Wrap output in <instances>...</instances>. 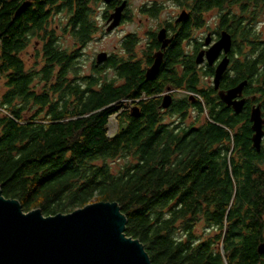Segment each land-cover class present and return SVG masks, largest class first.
Instances as JSON below:
<instances>
[{"label": "trees", "instance_id": "1", "mask_svg": "<svg viewBox=\"0 0 264 264\" xmlns=\"http://www.w3.org/2000/svg\"><path fill=\"white\" fill-rule=\"evenodd\" d=\"M100 1L31 0L18 16L23 0H0L4 195L44 215L117 201L128 217L127 234L144 243L154 264H264L258 249L264 242V145L260 152L251 146L248 122L238 127L251 119L255 103L264 110V38L257 31L264 0L179 1L198 15L219 10L222 26L239 38L240 55L237 76L225 75L221 88L248 80L256 98L236 114L214 87L201 90L197 77L186 76L198 102L189 95L179 101L169 110L179 116L172 123L164 121L156 95L178 79L173 61L151 81L139 64L126 62L114 64L118 77L79 76V51L62 49L54 30L44 27L51 12H66L67 26L84 46L97 32L92 5ZM35 36L44 41V63L27 67L19 53ZM127 99L139 100V117L125 108ZM191 108L198 111L193 120ZM113 115L119 125L110 136ZM202 223L205 234L198 232Z\"/></svg>", "mask_w": 264, "mask_h": 264}, {"label": "water", "instance_id": "2", "mask_svg": "<svg viewBox=\"0 0 264 264\" xmlns=\"http://www.w3.org/2000/svg\"><path fill=\"white\" fill-rule=\"evenodd\" d=\"M107 4L114 0H104ZM31 2L24 1L17 14H24ZM127 2L118 6L109 17L108 31L120 23ZM183 12L178 21L188 18ZM165 30L159 39H165ZM212 45L211 35L207 38L209 49L198 55L197 62L208 61L214 65L224 51L225 57L215 70L214 89L219 91L220 99L232 107L236 113H242L247 100L239 99L248 85V80L240 82L229 89H220L222 79L231 63L229 54L232 51L233 36L226 30ZM168 39L164 49L170 44ZM109 59L108 52L98 54L96 63L103 64ZM163 53L155 54L154 63L147 69L146 80H154L161 71ZM168 94L164 98V108H169L173 99ZM262 104L252 107L253 147L262 150L264 138V112ZM141 108L135 105L131 114L139 117ZM18 199L8 198L0 184V264H154L144 243L126 232L128 217L122 211L119 202L95 201L77 208L69 213L44 215L41 208L26 212ZM264 253V242L258 248Z\"/></svg>", "mask_w": 264, "mask_h": 264}, {"label": "flooded vegetation", "instance_id": "3", "mask_svg": "<svg viewBox=\"0 0 264 264\" xmlns=\"http://www.w3.org/2000/svg\"><path fill=\"white\" fill-rule=\"evenodd\" d=\"M24 1H30L31 2V0H23V2L20 5H22L24 3ZM124 2H127V6L123 10L120 23H118L119 25H117L114 30L108 31V27L110 26V23L108 22L109 17L114 13V10L118 6L122 5ZM101 3L105 4L107 6L105 13H104V19H105L104 25H105V29H106L105 33H110V34L114 33L117 30H120L122 28L124 29L128 23H132L135 21V18H134L135 12L131 11V9H132L131 0H114L110 4H107L104 0H101L100 2L93 3V4L99 5ZM31 4H32V2H31ZM163 9L164 8H163V6H161V4L155 3L153 5L147 4L146 6L141 7L139 10L142 12V14L147 16V20H150V19H155V18L159 17L162 14ZM179 9H180V13H178L176 17L171 18V19H165V21L164 20L160 21L158 23L157 28H153V29H147L146 28L140 32H139V30H136V31H132V32L125 34V36H123L124 38L122 40L121 48H119V50H121V54L112 55L110 52L104 51V50L96 53L95 61L92 63L93 64L92 65L93 73L96 71H100L103 74L108 69H114L113 66L115 63H116L117 67H121L124 64L123 62H126V63H131L135 66H138V64H139L141 66V71L143 72L142 74H144V76L146 78L145 73L147 72V69L153 65L154 59H155V54L158 52H162L163 53V60H162L163 63H162L161 71L158 73V76L155 79L156 80L159 79L160 76L162 74H164L165 71H167V69H170L169 68L170 61H173V65H172L171 69L177 71L176 73H178V79L175 80L174 83H172V82L166 83V85H164V90L162 92L157 93L156 97L160 99L159 100L160 110H162V112L163 111L169 112V110L173 109L176 105H178L179 101H181L182 99H185V97H187L188 95L190 96L189 98H190L191 102L197 103L198 100H197V98H195V93L193 94V92H190L187 90V88H188L187 82L188 81L186 79V76H188L190 79L193 76L197 77L199 80V84H198L199 89H201V90L204 89L202 84L203 83L206 84L205 78L211 77V80H212L211 84L212 85L209 87H214L213 83H214V77H215V73H216L215 70L217 69V66L219 65V63L221 62L223 57H225L224 51L222 52L220 57H218L219 59L215 62L214 65H210L207 60L204 61L203 63H198L196 58H198V55L201 52H203V51L205 52V50L209 49L210 45L215 43L221 37L222 31L226 30L227 32H230L231 30H229V28H225L222 26V19L223 18L219 14L216 16V19H215L217 21V28H214V27L210 26L207 23V21L205 20L206 18L204 17V14L206 12L200 11V13L198 15V14H194L192 8H187L186 6L179 7ZM211 10H214V9H211ZM211 10H209V11H211ZM185 11H187L189 13L188 18H186L185 20H182V21H178L179 16ZM56 14H59V12H57L56 10L50 13V16L48 18V22L44 26L45 28L53 30L52 25H53V21H54V16ZM97 17L95 19H97ZM142 22H144L143 19H141L139 21V23H141V25H143ZM67 25H69V21H68ZM67 25H65V26H67ZM96 28L98 31L97 25H96ZM162 30H165L166 33H165V39L161 41L159 39V34ZM96 33H94V35ZM230 33L233 36L234 42L232 43V45H233L232 51L229 54V58H231V63L229 65L228 70H226L227 72L225 73V75L234 78L237 76V73H238L236 70V66H235V59L239 58L240 55L236 52V45L235 44L237 43L236 42L237 37H235L233 32H230ZM94 35H93V37H94ZM209 35H211V37H212V43L210 45L207 44V38ZM92 39L88 43H90L92 41ZM168 39L171 40L170 44L168 46H166V49L162 48L163 44ZM88 43L84 46H87ZM128 48L132 49V52H130L128 50ZM25 50H23L21 53H19V54H21V57H22V53ZM101 52H108L109 53V59L106 62H104L103 64L99 65L96 63V59H97L98 54ZM80 54H82V53L80 52ZM108 65H110V66L108 67ZM207 74H211V75H207ZM116 77H118V75ZM124 79H125V74L122 72L120 79L118 80V84L124 82ZM181 79H183L182 80L183 84L178 85V83L180 82L179 80H181ZM242 81H244V80H242ZM242 81H240V82H242ZM240 82H237V84H235L229 88H232V87L238 85ZM160 85H162V84H159L158 85L159 87H156L155 89H160L161 88ZM247 88H248V85L245 88L243 95H241V97L239 98V99L245 98L247 100L246 107L248 105H250L251 99L255 100V98H256L255 96L253 97V96L249 95L250 93L248 92ZM220 89L222 90L223 88H220ZM168 94L172 95L171 98L173 99V103L169 108H164L163 107V104L165 101L164 98ZM217 94L219 97V91H217ZM138 103L139 102L137 101V103L135 105H139ZM124 104L126 106V102ZM258 104H261V103L257 102L254 105H252V107H254ZM132 107L133 106L130 107V111H131ZM252 107H250V108H252ZM230 109H232V107H230ZM232 110L234 113H236L234 109H232ZM244 111H245V109H244ZM263 112H264V110H263ZM242 113H236V114H242ZM250 120L251 119H249L247 121H242L241 123H239L238 127L241 128L244 123L248 122L250 124L251 130L253 131V133H255L253 128H252L253 122ZM253 135H252V138H253ZM252 138H251V140H252L251 146L253 147L254 143H253ZM263 145H264V138H263L261 146L263 147ZM262 171H264V162L262 164Z\"/></svg>", "mask_w": 264, "mask_h": 264}, {"label": "rangeland", "instance_id": "4", "mask_svg": "<svg viewBox=\"0 0 264 264\" xmlns=\"http://www.w3.org/2000/svg\"><path fill=\"white\" fill-rule=\"evenodd\" d=\"M180 0H131V11L135 12L134 18L135 21L132 23H128L125 28L120 29L115 31L114 33H105V19H104V13L106 10V5L105 4H93L92 7L95 10L94 15H93V20L95 21V25L98 26V31L92 37V41L88 43L87 46H82L77 39H75V35L72 34L71 30L68 28L67 25L69 21L68 14L59 12V14H56L54 16V21H53V30L55 33V36L57 37L56 39L59 40V43L62 47V49H65L67 52H75L79 51V58H78V66H79V76H88L93 73V67L92 63L95 61V56L96 53L99 51H108L112 55H119L121 54V44L123 40V36L125 34L139 30L143 31L144 29H153L158 27V23L162 20L165 21V19H171L177 16L178 13H180L179 7H182ZM155 3L161 4L163 6V12L162 14L155 18V19H150L147 20V16L142 14V12L139 10L141 7L146 6L147 4L153 5ZM220 15L218 9H214L211 11H207L204 14V17L206 18L205 20L207 23L214 27L217 28V21L216 16ZM98 16V17H97ZM97 17V19H95ZM143 19L144 22L143 25L139 23V21ZM257 27L261 37L264 38V13L259 17L257 21ZM55 28V29H54ZM205 31V30H204ZM41 38L38 36L32 37L30 39V44L28 48L22 53V58L24 59L26 66L27 67H33L34 65H37L38 67H42V64L44 63V53H42L44 49V41L40 40ZM239 43V38L238 41ZM246 50H249L248 47ZM80 52L82 54H80ZM116 72L115 69H108L106 72L103 73L101 76H106L110 78L116 77ZM206 84H202L203 88H207L211 86L212 80L211 77L205 78ZM1 89L5 91L6 88H4V81L0 82ZM198 95V94H195ZM126 102V107L127 109H130L131 106H134L139 100H133V99H127L123 100ZM191 114V120L195 119V117L198 115V111L195 110V108H191L190 110ZM164 114V121L167 123H172L178 120L179 116L175 113L168 112V111H163ZM118 118L117 115H113L110 119V123L108 126V132L110 136H114L118 130ZM204 223L200 224L198 227V232L200 234H205V228L206 226L203 225ZM216 233V231H214Z\"/></svg>", "mask_w": 264, "mask_h": 264}, {"label": "built area", "instance_id": "5", "mask_svg": "<svg viewBox=\"0 0 264 264\" xmlns=\"http://www.w3.org/2000/svg\"><path fill=\"white\" fill-rule=\"evenodd\" d=\"M134 102H137V101H134Z\"/></svg>", "mask_w": 264, "mask_h": 264}]
</instances>
